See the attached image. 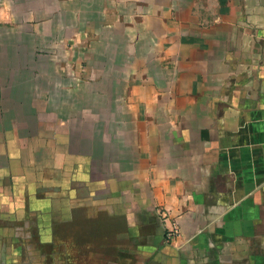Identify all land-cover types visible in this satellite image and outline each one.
<instances>
[{
  "label": "crops",
  "instance_id": "0c3cea01",
  "mask_svg": "<svg viewBox=\"0 0 264 264\" xmlns=\"http://www.w3.org/2000/svg\"><path fill=\"white\" fill-rule=\"evenodd\" d=\"M82 226L76 264H264V0H0V264Z\"/></svg>",
  "mask_w": 264,
  "mask_h": 264
},
{
  "label": "rangeland",
  "instance_id": "374dc122",
  "mask_svg": "<svg viewBox=\"0 0 264 264\" xmlns=\"http://www.w3.org/2000/svg\"><path fill=\"white\" fill-rule=\"evenodd\" d=\"M61 132H65L69 127H58ZM71 128V127H70ZM35 127H33L30 133L35 132ZM40 130V127L38 128ZM32 131V132H31ZM35 142V140H33ZM112 221L108 220L106 225L110 224ZM86 222H82L85 224ZM94 223V222H93ZM102 231L101 228L94 227H77L73 229V240L70 238V232L68 227H61L58 231V235L61 239V244L55 245L57 248H53L52 245H40L36 242L35 237H31V231L28 232L27 240L25 238V233L23 236V242H21L22 253L13 258L10 264H76L74 251H80L90 244L85 243V236L89 237L91 232ZM74 241V243H73ZM71 242V243H70Z\"/></svg>",
  "mask_w": 264,
  "mask_h": 264
},
{
  "label": "built area",
  "instance_id": "2783aa9c",
  "mask_svg": "<svg viewBox=\"0 0 264 264\" xmlns=\"http://www.w3.org/2000/svg\"><path fill=\"white\" fill-rule=\"evenodd\" d=\"M164 218L167 217L166 213H163ZM180 229L176 221H170L169 225L164 228V237L168 242H175L179 237Z\"/></svg>",
  "mask_w": 264,
  "mask_h": 264
}]
</instances>
